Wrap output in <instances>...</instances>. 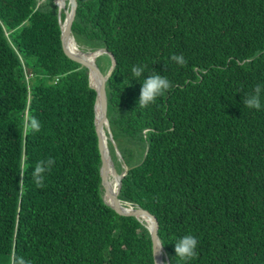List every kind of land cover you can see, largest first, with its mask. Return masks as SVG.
Wrapping results in <instances>:
<instances>
[{
	"label": "trees",
	"instance_id": "16d2710c",
	"mask_svg": "<svg viewBox=\"0 0 264 264\" xmlns=\"http://www.w3.org/2000/svg\"><path fill=\"white\" fill-rule=\"evenodd\" d=\"M76 1L75 42L107 51L105 74L115 64L108 147L117 173L129 169L119 200L156 217L164 264H264V0ZM65 19L56 0H0V264H155L147 223L104 199L97 91L64 54ZM154 72L172 88L141 107ZM257 85L262 107L249 109ZM49 158L38 188L32 171ZM185 235L198 240L191 260L175 253Z\"/></svg>",
	"mask_w": 264,
	"mask_h": 264
},
{
	"label": "water",
	"instance_id": "95a60500",
	"mask_svg": "<svg viewBox=\"0 0 264 264\" xmlns=\"http://www.w3.org/2000/svg\"><path fill=\"white\" fill-rule=\"evenodd\" d=\"M69 2V7H70V12L68 10H66L67 7V1L66 0H60V2L56 1L57 6L59 7V14L60 12H62L63 10L66 13V19L64 24H62V45H63V51L64 54L73 62H76L78 64H81L82 66H85L89 69L91 77H93V73H97L99 75L102 76L103 79V88L101 91H99L97 88V102H96V106H95V111H96V127H97V133H98V137H99V147H100V151H101V155H102V168H101V176H102V185L104 188V199L106 200V202L108 203V205L110 207H112L118 214L124 216V217H129V218H137L140 222H144V220L142 219L143 215H148L151 217L153 224L151 226V224L147 223V227L152 235V239L154 242V258H155V264H159L158 261V256L160 253V249L162 248H157L156 247V241L159 240V224L158 221L156 219V217L154 215H152L150 212L146 211V210H135L133 208H129L126 209L122 206V203L119 200V194L121 191V187H122V180L123 178L126 176V174L128 173V169H125V172L122 173L121 175L117 174L116 168L114 166V162L111 158L110 155V151L108 148L107 143H104L103 141V137H102V133L104 130L101 129V127H99L98 125V116H99V112L98 109L100 111V115L101 118H103L106 122V126L108 128V133H109V140L113 143L112 141V134H111V130L109 127V120H108V113H107V88H108V82H109V78L112 75L114 68H115V64L113 66V68L110 69V71L105 74L96 64V59L107 53V51L105 50H98L92 54H86L82 51L80 54L82 55V57L80 56H76L73 55L72 53H70L69 49L66 46V37H72V27L73 24L75 22L76 19V15H77V1L76 0H68ZM61 4L63 5L61 7ZM61 22V21H60ZM73 38V37H72ZM74 39V38H73ZM75 41V40H74ZM100 54V55H98ZM111 171L112 175L114 176V180L117 181V185H118V191L117 194L115 195V197H111L110 198V191H111V184H110V180L108 178V172ZM133 210L134 213H130V210ZM161 242V241H160Z\"/></svg>",
	"mask_w": 264,
	"mask_h": 264
},
{
	"label": "clouds",
	"instance_id": "9594fccd",
	"mask_svg": "<svg viewBox=\"0 0 264 264\" xmlns=\"http://www.w3.org/2000/svg\"><path fill=\"white\" fill-rule=\"evenodd\" d=\"M170 59L180 66H185L187 64V60L184 58L183 55L173 54L171 55ZM131 73L134 78L139 79L143 77V74L145 73V67L143 65H134L131 69ZM171 88H172V84L167 79L166 76H161L154 72V74L149 75L147 79H143L141 94L139 98V106L147 107L150 104H154L158 97L163 96ZM261 92H262L261 86L257 85L256 88L254 89V94H248L243 98L244 106H246L249 109L260 110L262 107ZM26 128H30L34 132H39L41 130V124L39 120L33 117L30 118V121L28 123H26ZM107 138L109 139L108 132H107ZM54 164H55V160L51 158L46 160H40L36 163L32 171V179L34 180L38 188L45 187V179H46L45 174L51 170ZM21 168L22 169L24 168L23 164H21ZM23 175L24 172L21 171V177H23ZM22 182L23 180H21V183ZM174 244H175L176 256H179L182 260H191L197 255L196 248L198 245V240L196 237L192 235H185L179 238ZM156 247L162 248L163 247L162 242L157 240ZM13 264H29V262L26 261V259L21 256V257H16L14 259Z\"/></svg>",
	"mask_w": 264,
	"mask_h": 264
},
{
	"label": "bare ground",
	"instance_id": "6f19581e",
	"mask_svg": "<svg viewBox=\"0 0 264 264\" xmlns=\"http://www.w3.org/2000/svg\"><path fill=\"white\" fill-rule=\"evenodd\" d=\"M60 1V0H59ZM63 6V5H62ZM61 6V7H62ZM66 43L68 44V46H69V48H70V50L73 52V54L74 55H76V56H81L82 57V55L80 54L81 52H79L78 50H77V47H76V45H75V41H74V39L71 37H66ZM93 79H94V83H95V86H96V88L99 90V91H101L102 90V88H103V79H102V76L101 77H98L97 78V74L96 73H93ZM96 79V80H95ZM98 112H99V116H98V125H99V127H101V129L102 130H104L103 131V133H102V137H103V141H104V143H106L108 140V138H107V133H106V129H107V126H106V122H105V120L103 119V118H101V115H100V111H99V109H98ZM108 178H109V180H110V184H111V182L113 181V179H114V176L112 175V173H111V171H109L108 172ZM117 191H118V185H117V181H116V183H115V188H114V190H113V193H112V191H110V198L112 197H115V195L117 194ZM122 206L124 207V208H126V209H129V206H125V205H123L122 204ZM130 213H134V211L131 209L130 210ZM142 219L146 222V223H148V224H151V226H152V224H153V221H152V219H151V217L150 216H148V215H143V217H142ZM163 259H164V255H163V249H160V253H159V256H158V261H159V264H164V261H163Z\"/></svg>",
	"mask_w": 264,
	"mask_h": 264
},
{
	"label": "rangeland",
	"instance_id": "374dc122",
	"mask_svg": "<svg viewBox=\"0 0 264 264\" xmlns=\"http://www.w3.org/2000/svg\"><path fill=\"white\" fill-rule=\"evenodd\" d=\"M56 1H57V0H56ZM66 1H67V7H66V10L70 11L69 2H68V0H66ZM58 2H60V1L58 0ZM61 6H62V4H61ZM75 45H76L78 51H82V52H83V50L81 49L80 45H79L77 42H75ZM98 55H100V54H98ZM100 63H101V66H102L104 69H106V67H107V66H106V59H105V58H102L101 61H100ZM95 80H96V79H95ZM94 82H95V81H94L93 77H91V84H92V86H93L94 88H96ZM107 132H108V131H107V129H106V133H107ZM107 140H108V141H107L106 143H107V145H108V143H109V139H107ZM116 153H117V150H116ZM134 168L140 170V168H138V167H136V166H135ZM113 180H114V179H113ZM31 182H32V181H31V173L28 172V173L26 174V176H25L24 188H25V189H26V187L29 188ZM128 206H129V205H128Z\"/></svg>",
	"mask_w": 264,
	"mask_h": 264
}]
</instances>
